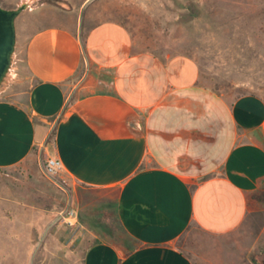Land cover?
I'll list each match as a JSON object with an SVG mask.
<instances>
[{
  "label": "crops",
  "instance_id": "1",
  "mask_svg": "<svg viewBox=\"0 0 264 264\" xmlns=\"http://www.w3.org/2000/svg\"><path fill=\"white\" fill-rule=\"evenodd\" d=\"M40 1L21 77L0 93V169L39 149L100 194L66 228L83 264H259L264 100L228 102L192 58L139 51L89 11L101 0Z\"/></svg>",
  "mask_w": 264,
  "mask_h": 264
},
{
  "label": "rangeland",
  "instance_id": "2",
  "mask_svg": "<svg viewBox=\"0 0 264 264\" xmlns=\"http://www.w3.org/2000/svg\"><path fill=\"white\" fill-rule=\"evenodd\" d=\"M45 1L53 0L40 4ZM23 3L30 7L17 18L13 65L0 93L20 79L24 34L41 20L34 11L37 0H0L5 9ZM89 11L126 27L139 51L164 61L178 55L192 58L200 84L228 102L247 94L264 100V0H101ZM46 159L36 149L23 163L0 169V264H83V250L66 233L71 226L65 216L75 210L81 217L78 202L92 207L100 194L75 190L61 175L47 177ZM256 220V257L264 264V213ZM179 245L188 246V241L183 238Z\"/></svg>",
  "mask_w": 264,
  "mask_h": 264
},
{
  "label": "water",
  "instance_id": "3",
  "mask_svg": "<svg viewBox=\"0 0 264 264\" xmlns=\"http://www.w3.org/2000/svg\"><path fill=\"white\" fill-rule=\"evenodd\" d=\"M28 7V3H23L15 9H5L0 6V91L5 85L13 65L17 46L16 21ZM130 125L134 129L139 128L136 120H133Z\"/></svg>",
  "mask_w": 264,
  "mask_h": 264
},
{
  "label": "built area",
  "instance_id": "4",
  "mask_svg": "<svg viewBox=\"0 0 264 264\" xmlns=\"http://www.w3.org/2000/svg\"><path fill=\"white\" fill-rule=\"evenodd\" d=\"M64 171L62 161L57 157H47L44 164L45 175L49 178H56ZM78 214L75 210H70L66 213L65 221L70 226H76Z\"/></svg>",
  "mask_w": 264,
  "mask_h": 264
},
{
  "label": "trees",
  "instance_id": "5",
  "mask_svg": "<svg viewBox=\"0 0 264 264\" xmlns=\"http://www.w3.org/2000/svg\"><path fill=\"white\" fill-rule=\"evenodd\" d=\"M55 2L60 3V2H58V1H55Z\"/></svg>",
  "mask_w": 264,
  "mask_h": 264
}]
</instances>
